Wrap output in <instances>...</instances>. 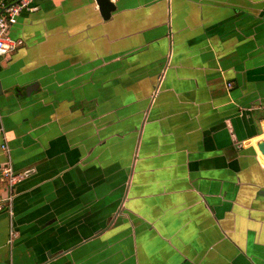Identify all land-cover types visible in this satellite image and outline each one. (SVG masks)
<instances>
[{"label": "crops", "instance_id": "obj_1", "mask_svg": "<svg viewBox=\"0 0 264 264\" xmlns=\"http://www.w3.org/2000/svg\"><path fill=\"white\" fill-rule=\"evenodd\" d=\"M111 1L10 28L0 264H264V0Z\"/></svg>", "mask_w": 264, "mask_h": 264}, {"label": "built area", "instance_id": "obj_2", "mask_svg": "<svg viewBox=\"0 0 264 264\" xmlns=\"http://www.w3.org/2000/svg\"><path fill=\"white\" fill-rule=\"evenodd\" d=\"M33 0H7V2L1 4L0 11V55L7 54L13 51L18 45L22 43V40H13L10 36V28L17 21V17L24 8H28ZM3 128L0 127V133ZM23 175L16 173L10 167H4L0 169V179L5 178L8 181L9 187L15 186ZM3 182H0V211L3 210L10 199L5 197L3 191Z\"/></svg>", "mask_w": 264, "mask_h": 264}, {"label": "water", "instance_id": "obj_3", "mask_svg": "<svg viewBox=\"0 0 264 264\" xmlns=\"http://www.w3.org/2000/svg\"><path fill=\"white\" fill-rule=\"evenodd\" d=\"M104 18H108L115 9V4L111 0H96ZM2 90V89H0ZM258 149L264 156V140L258 142Z\"/></svg>", "mask_w": 264, "mask_h": 264}]
</instances>
